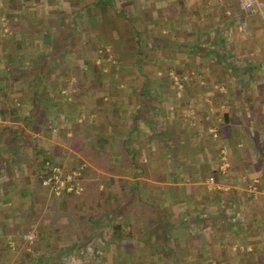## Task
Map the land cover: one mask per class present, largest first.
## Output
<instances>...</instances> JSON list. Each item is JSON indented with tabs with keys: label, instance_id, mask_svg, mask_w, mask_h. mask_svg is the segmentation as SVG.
Listing matches in <instances>:
<instances>
[{
	"label": "crops",
	"instance_id": "1",
	"mask_svg": "<svg viewBox=\"0 0 264 264\" xmlns=\"http://www.w3.org/2000/svg\"><path fill=\"white\" fill-rule=\"evenodd\" d=\"M0 264H264V6L0 0Z\"/></svg>",
	"mask_w": 264,
	"mask_h": 264
},
{
	"label": "trees",
	"instance_id": "2",
	"mask_svg": "<svg viewBox=\"0 0 264 264\" xmlns=\"http://www.w3.org/2000/svg\"><path fill=\"white\" fill-rule=\"evenodd\" d=\"M20 136H21L20 138H24V139H26V137H28L27 134L24 133L23 131L20 132ZM26 143H28V142H26ZM32 151L34 153V159L36 161L32 164L31 163L29 164V162H28L27 163L28 168L31 169V166L33 165L35 167L36 171L38 172V173L37 172L36 173L40 176L41 180L43 178H50V177H52V179H53V176H54L53 172H54V169L57 168V166L54 165L53 163H50V162L48 163V165H46V161H44V158L42 157L43 152H41L38 148H36V146L32 147ZM69 169H72V168H70V165H68L67 170H65V168H63L62 171L60 169L59 170L64 173V172H68ZM63 177L64 176H62L61 179H63ZM69 196H70V198H73L72 194H69Z\"/></svg>",
	"mask_w": 264,
	"mask_h": 264
},
{
	"label": "built area",
	"instance_id": "3",
	"mask_svg": "<svg viewBox=\"0 0 264 264\" xmlns=\"http://www.w3.org/2000/svg\"><path fill=\"white\" fill-rule=\"evenodd\" d=\"M241 7L247 12V13H253L257 10H259L261 7L264 6L263 3H258L256 0H238ZM244 28V25H243Z\"/></svg>",
	"mask_w": 264,
	"mask_h": 264
}]
</instances>
